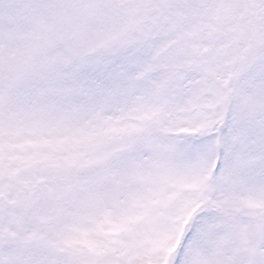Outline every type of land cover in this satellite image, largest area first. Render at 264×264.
Here are the masks:
<instances>
[{
	"label": "snow or ice",
	"instance_id": "snow-or-ice-1",
	"mask_svg": "<svg viewBox=\"0 0 264 264\" xmlns=\"http://www.w3.org/2000/svg\"><path fill=\"white\" fill-rule=\"evenodd\" d=\"M0 264H264V0H0Z\"/></svg>",
	"mask_w": 264,
	"mask_h": 264
}]
</instances>
